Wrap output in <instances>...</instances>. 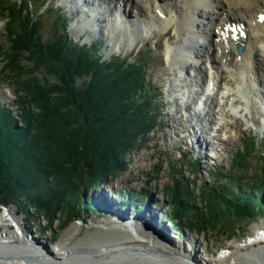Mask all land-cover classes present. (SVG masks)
Instances as JSON below:
<instances>
[{"label": "trees", "instance_id": "obj_1", "mask_svg": "<svg viewBox=\"0 0 264 264\" xmlns=\"http://www.w3.org/2000/svg\"><path fill=\"white\" fill-rule=\"evenodd\" d=\"M0 1L1 6L7 3L10 52L5 57L6 70L24 77L18 90L26 94L18 104V109L23 105L26 110L13 114L0 107V205H17L27 214L23 210L27 204L43 213L50 226L62 210L69 217L76 215L83 188L96 180L102 182L113 168L122 169L125 155L155 126L156 101L151 98V86L145 83L141 52L134 54L137 59L132 62L118 57L102 61L93 46L72 42L61 15H57L52 37L45 40L40 34L41 23L28 9L30 0H22L19 6ZM15 22L20 31H16ZM42 70L51 81L39 78ZM79 78L85 83L78 84ZM33 106L36 114L30 110ZM15 119L23 127H17ZM252 146L258 147L248 143L235 153L230 188L218 184L201 189L202 211L189 207L195 199L184 178L176 175L181 184L174 181L164 193L174 220L185 221L198 233L220 235L235 229L238 220L255 218L253 206L259 202L235 188L246 181L249 190L264 186V147L258 151ZM252 152L258 156L257 168L248 164ZM252 170L255 181L240 177ZM222 199L229 200L222 203ZM88 206L83 202L80 207Z\"/></svg>", "mask_w": 264, "mask_h": 264}, {"label": "rangeland", "instance_id": "obj_2", "mask_svg": "<svg viewBox=\"0 0 264 264\" xmlns=\"http://www.w3.org/2000/svg\"><path fill=\"white\" fill-rule=\"evenodd\" d=\"M7 1L10 3L12 2V4H17L18 6L21 4L20 0ZM73 2L74 1L71 0V3ZM1 4H3V2L0 1V49H2L0 50V107L14 114L18 110L25 108L21 105L18 109V104H21L19 99L24 98L26 95L24 92H20L21 90H18L21 89L19 83H23L22 79L24 80V77L21 78L6 70L5 57L8 56L10 52V43L6 34L8 18L4 9L7 7V3H4L2 6ZM59 4V0H30L29 2L28 9L37 18L38 22L41 23L40 34L45 40L50 39L54 33L56 28L55 22L58 18L57 15H61L66 21V28L68 27L70 29V26L73 24V17L69 18L68 16L75 12V8L74 10H70V7L65 10L63 7L59 6ZM179 4V0H175L174 7H178ZM133 11V9H130L131 16H134ZM133 18L136 19L135 16ZM147 22L148 19H143V24H141L143 38L134 39L133 43H123L125 39L121 40L122 43L118 41V44L114 41L115 44L113 47L109 45L112 42L109 36L105 38L98 34V32L92 33L90 31L88 34H85L83 32L82 23L80 27V29L82 28L81 33L78 35H76L73 32L74 29L71 28V35L70 33L68 35L69 38L76 44H87L89 47L93 46L95 48V55L102 57V60H109L112 57L119 56L123 60L132 62L134 59H137L135 58L136 55L132 54V50L137 47L141 49L140 56L142 58H140L144 61L141 64L145 65L146 73L145 83L151 86L149 90L151 98L154 99V102L156 101L155 105L152 103L154 105L153 110L156 114L153 116L155 126L151 128L146 135L136 141L135 145L125 155L120 171L113 168L110 173L103 177L102 182L96 180L94 184L89 185L87 188H83L84 190L80 194V197H82L80 198V204L75 208L76 215L69 217V214L62 210L61 213L58 212L57 215H55L52 222H50V226H47L48 220L46 217L43 213L37 212L34 207H29L27 204L23 207V210L28 213V216L25 212H21L19 208L17 209L14 207L17 205H11L15 208L17 215L22 216L25 220L24 224L27 225V230L35 239L34 242L40 241L43 246L52 249L60 242L67 239H69L70 243L79 240L92 221H113V218L105 214L104 211L100 212L98 208H91L92 204L95 207L98 205L103 208L108 202L105 195L103 196V193L111 195L114 199L113 202L124 203L125 206L128 204L127 202L134 203V208L137 211H135L134 215L141 216L144 222L152 224L151 219H156L159 215L160 221L156 220L158 223L157 226L159 228H165L168 236L173 239L175 238L174 243L178 242V245H182V240H186L188 246H195L196 251H198L203 258L205 254L209 257L218 256L222 251L226 250V248H229L230 244L246 240L256 225L264 223V186L258 184L257 186H253L254 189L249 190L247 188L248 186H246L247 181L246 184L240 185L237 183L235 188H239L243 194L249 193L259 202L258 205L253 206V210L256 212L255 218L243 221L238 220L233 226L235 229L229 228L231 231L228 234L224 232L220 235L210 232L205 234L198 233L193 231L188 224H186V226L185 221L181 223L178 220H174L173 213L171 212V203L164 193L168 188L170 189L174 181L177 180V176L184 178L183 181L187 182L186 186L192 192V198L195 199V203L190 204L189 207L194 210L202 211L204 206L199 202L202 193L201 189L204 186L212 188L219 184L230 188L228 183L235 176L234 173L231 172V169L237 150L248 143L251 145L257 144V148L253 146L252 148L258 151L264 147V84L257 82L259 74H248L247 77L250 80L248 79V82L243 85V89L245 88L248 92L247 94L244 90L246 93L244 94L247 95L246 100L239 98V103L238 101L236 102L238 105H234L233 100L230 99V108L226 105H223L222 109L217 108L219 112L222 111V115L217 116L215 125L212 124L214 121L210 120L209 115L213 107L209 102L206 104L203 103L205 98H202L203 101L199 99L201 97L199 92L200 89L204 88V83L198 82H201L203 77L197 75L194 69L189 71L186 69L183 71L182 64L178 63L180 56L178 59L175 58L178 56L177 50L180 45H182L185 38L179 37L178 34L175 33L174 28H170L172 29L171 32H169L170 29L161 30V26L163 25L160 24L159 26L158 22H156L158 26L156 25V28L151 30L153 33H151L148 31L150 29L146 26ZM13 25L16 31H20L18 22H15ZM166 31L167 37H164V35L166 36L164 33ZM169 35L170 37H168ZM117 39L120 40L119 37H117ZM168 51H171V53L169 52V54ZM251 63L254 66L256 65L255 72H260V61L257 60L256 63V60L253 59ZM139 64L140 62H138V65ZM207 66L209 67V64H207ZM210 72L212 73L213 69H210ZM38 75L41 80H52L46 74L45 70L40 71ZM82 82L85 83V79L79 78L78 84ZM183 85L186 86L183 87ZM246 85L248 86L246 87ZM182 88L185 89L180 90ZM135 97L136 96H134V98ZM27 100L26 98V101ZM198 102L199 104L196 106ZM15 106H17V108ZM24 110H26V108ZM30 110L32 114L38 112L34 106L30 108ZM15 120L17 127H23L19 119ZM205 124H207V127H212L210 132L207 131L208 128L205 127ZM178 127L179 129H177ZM193 127L197 130L199 129L198 131L201 133L204 131V135L206 132L210 133L209 140L211 142H209V145L212 146L203 156L198 154L196 157L188 147L194 135ZM249 148H251V146ZM248 156L250 157L248 161L249 166L251 168H257L258 165L254 166L255 159H258L257 153L252 152ZM205 159L209 162L207 165L203 164ZM194 163H198L199 167ZM140 166H142V168H140ZM127 172L130 173L129 176L132 179L131 181H126V179L123 180L126 178ZM252 172H254V170L240 177L255 181L256 179L253 177L254 174ZM179 184H181V182H179ZM256 189H260L262 192ZM141 191H143V194L139 195L138 193ZM76 192H78V189H76ZM96 194L97 198H95ZM88 199L91 206H88L86 209L82 207L81 209L80 206L83 202L88 205ZM93 199H96L99 204H94ZM225 200L228 201L229 199H222L221 202L223 203ZM157 203L160 204L159 207ZM4 206L0 205V213L5 209L6 206ZM60 207L62 209V206ZM108 210L112 209L109 207ZM201 213L205 216L204 214L206 212L203 211ZM128 214L131 213L128 212ZM189 220L191 221L192 218L189 217ZM178 222L183 225H180ZM137 225L145 228V225L143 226L140 223ZM226 225L228 226V223H226L225 226ZM12 227V229L16 228L14 226ZM229 227L232 226L230 225ZM2 230L3 228L0 227V233ZM156 233L162 237L160 232L156 231ZM147 234L148 237L156 240L157 237L154 236L156 235L155 232H148ZM171 242L173 241L171 240ZM204 246L206 247V251L203 250Z\"/></svg>", "mask_w": 264, "mask_h": 264}, {"label": "bare ground", "instance_id": "obj_3", "mask_svg": "<svg viewBox=\"0 0 264 264\" xmlns=\"http://www.w3.org/2000/svg\"><path fill=\"white\" fill-rule=\"evenodd\" d=\"M59 1V6L65 10L75 8V12L72 11L74 13L68 16L75 19L67 30L68 35H71V28L78 35L82 28L93 27V33L98 32L103 37L109 35L105 28L110 26L114 35L112 47L122 39L133 43L134 39L142 38L140 30L143 19H148L146 26L151 33L158 23L159 26L163 25L161 30L173 27L179 37L185 38L175 58L180 56L178 63L182 64L183 71L194 69L197 75L203 77L198 82L204 83L199 99L205 98V104L209 102L213 107L209 116L214 125L217 116L222 115V111L219 112L217 108L222 109L223 105L230 108V99L234 105H238L239 98L246 100L247 91L243 85L248 82V74H259L257 82L264 84V0H179L180 4L176 8L175 0H99L97 3L96 0H72L73 3L71 0ZM130 8L134 10L137 22L130 15ZM78 15L81 17L77 18ZM241 26L244 28L243 34L237 33L235 38L233 29ZM164 33V37H167V32ZM237 45H242V51H236ZM80 46L89 47L87 44ZM253 59L256 63L260 61V72H255L256 65L251 63ZM209 68L213 69L212 73ZM206 88L212 93H205ZM207 128L209 132L212 130L210 126ZM193 129V141L197 144L191 141L188 147L196 157L198 154L203 156L212 146L209 145L210 133L204 135V131L201 133L199 129ZM207 163L205 159L203 164ZM129 174L127 172L123 180L131 181ZM106 194L103 193V196L108 202L103 208L97 205L99 202L96 199H93L96 207L93 204L91 206L89 199L87 203L91 208L104 211L114 222L92 221L79 240L70 243L67 239L52 249L44 247L40 241L34 242L35 239L24 224L25 220L17 215V206L3 205L5 209L0 213V227L3 228L0 233V264H264V223L256 225L246 240L230 244L218 256L209 257L205 254L203 258L195 246H188L186 240H182V245L174 243L175 238L168 236L165 228L157 226L159 215L151 219L152 224L144 222L141 216L134 215V203L127 202L125 206L124 203L113 202V197ZM138 194L142 195L143 191ZM157 205L159 207L160 204ZM109 207L112 210H108ZM139 223L147 229L138 226ZM12 226L16 228L12 229ZM148 232H155L156 240L148 237ZM203 250L206 251L205 246Z\"/></svg>", "mask_w": 264, "mask_h": 264}, {"label": "water", "instance_id": "obj_4", "mask_svg": "<svg viewBox=\"0 0 264 264\" xmlns=\"http://www.w3.org/2000/svg\"><path fill=\"white\" fill-rule=\"evenodd\" d=\"M44 247H46V246H44Z\"/></svg>", "mask_w": 264, "mask_h": 264}]
</instances>
